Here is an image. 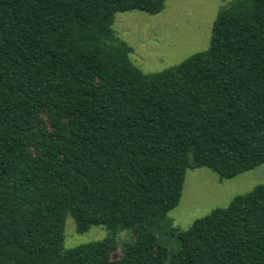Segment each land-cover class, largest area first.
<instances>
[{"label": "trees", "instance_id": "trees-1", "mask_svg": "<svg viewBox=\"0 0 264 264\" xmlns=\"http://www.w3.org/2000/svg\"><path fill=\"white\" fill-rule=\"evenodd\" d=\"M164 8L0 0V264H264V184L187 230L167 217L188 170L264 165V0H230L206 51L146 74L115 15ZM68 217L110 236L65 249Z\"/></svg>", "mask_w": 264, "mask_h": 264}, {"label": "rangeland", "instance_id": "rangeland-1", "mask_svg": "<svg viewBox=\"0 0 264 264\" xmlns=\"http://www.w3.org/2000/svg\"><path fill=\"white\" fill-rule=\"evenodd\" d=\"M230 0H165L164 10L157 15L140 11L117 13L113 30L131 48L129 58L134 66L146 74L159 73L181 64L191 56L206 51L212 30L221 9ZM264 184V165L230 180H220L207 168L188 170L178 206L167 215L174 228L189 229L192 224L217 208H226L237 196L253 191ZM109 231L103 226L91 227L79 234L71 217L64 228V248L107 239ZM171 252L179 249L176 236L160 235ZM119 243L133 240L132 231L115 236ZM118 250L112 259L121 257Z\"/></svg>", "mask_w": 264, "mask_h": 264}]
</instances>
